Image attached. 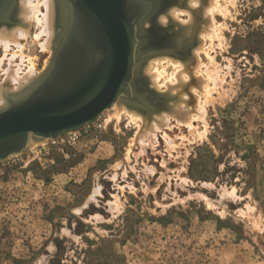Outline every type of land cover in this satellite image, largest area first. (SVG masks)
<instances>
[{
  "label": "rangeland",
  "instance_id": "1",
  "mask_svg": "<svg viewBox=\"0 0 264 264\" xmlns=\"http://www.w3.org/2000/svg\"><path fill=\"white\" fill-rule=\"evenodd\" d=\"M162 1L161 11L182 2ZM199 3L196 13L185 4L184 15L174 20L169 14L166 26L157 18L160 10L144 23L140 50L156 53L147 61L163 58L152 71L143 65L131 84L142 104L124 102V113L112 107L57 138L32 136L27 151L0 160V264H264V0H219L223 11L205 22L208 0ZM57 8L59 35L60 2ZM12 9L0 21L15 25ZM190 15L194 28L214 23L212 38L221 39H199L201 33L180 46L178 34ZM33 23L22 69L31 58L37 82L50 65L55 40L52 49H43L47 36L37 39L41 27ZM201 46L199 58L192 55ZM15 52L13 46L8 57ZM183 52L182 65H192L189 78L199 80L188 78L181 93L171 94L164 77L156 93L148 73L164 68L172 75L166 58H182ZM4 55L0 45V60ZM202 78L211 96L199 92ZM180 98L193 111L191 127L176 117L167 116V126L156 121L162 113L171 116L173 108L164 105H181Z\"/></svg>",
  "mask_w": 264,
  "mask_h": 264
},
{
  "label": "water",
  "instance_id": "2",
  "mask_svg": "<svg viewBox=\"0 0 264 264\" xmlns=\"http://www.w3.org/2000/svg\"><path fill=\"white\" fill-rule=\"evenodd\" d=\"M11 2L0 0V19L9 13ZM60 2L62 31L55 39L50 66L33 90L0 109V160L26 151L31 135L50 139L79 131L112 108L121 95L127 97L124 102L142 104L130 85L156 53L137 57L136 47L142 42L144 23L163 1Z\"/></svg>",
  "mask_w": 264,
  "mask_h": 264
},
{
  "label": "bare ground",
  "instance_id": "3",
  "mask_svg": "<svg viewBox=\"0 0 264 264\" xmlns=\"http://www.w3.org/2000/svg\"><path fill=\"white\" fill-rule=\"evenodd\" d=\"M9 1V0H8ZM13 2H12V4H11V7H10V11H9V13L8 14H11V8H13L12 10H13V13H12V16L15 18V22H17L15 25L14 24H11V20L10 21H8V20H3V21H0V45L4 48V51H5V55H4V58L2 59V60H0V67H1V65H2V63L5 61V59H8L7 60V63L9 64V68H7V70L5 71V79H4V81L3 82H0V109L1 108H4L7 104H8V102L11 100V99H16V98H19V97H22V96H24L25 94H27V93H29L31 90H33V88L38 84V82L43 78V76H44V74H43V76L36 82V76H37V74H35V68H34V63H32V61H31V58L29 59L28 58V60L26 61L28 64L26 65V67H27V70H25V71H23V67H24V65H25V61H24V59H25V57L23 56V49H24V47H25V40L27 41V36H28V34H29V31H30V27H31V24L33 23V22H35V23H37V25H38V27L40 26L41 27V32L39 33V34H37V36H36V38L37 39H39V37H41L42 35L43 36H47V38H46V40H45V42H43L42 43V48L43 49H47V50H49V49H52V47H53V43H54V38H55V36L57 35V31H56V25H57V23H56V19H57V15H58V12H57V10H58V2H60V0H12ZM202 2V1H201ZM226 2V1H225ZM14 3V4H13ZM61 3V2H60ZM194 3H195V7L197 6V4H199L200 5V3H199V0H194ZM185 4H187V7L190 9V12L192 11L193 13L195 12V11H193L194 10V7L193 6H190L189 5V3H188V0H182V2L180 3V4H177V6H175L174 4L173 5H169L170 7H164V9H162V11L160 10L157 14H160L159 15V17H157L158 18V20L160 21V18H161V16L162 15H165L166 17H167V19L171 16H173V19L174 20H176V17H177V14H183V13H185L186 11L184 10V11H182L180 8H184L185 7ZM202 4V3H201ZM207 7H203L204 8V11L202 12V14H201V16H202V20H204L203 22H205V17L207 18L206 20H208V18H210L211 16H214L213 15V13H216L217 11L219 12V11H221V5H220V3H219V0H208V4L206 5ZM198 7V6H197ZM41 8H43V10H41ZM67 9V6H64V10H66ZM189 9H188V11H189ZM224 9V8H223ZM226 9V8H225ZM224 9V10H225ZM171 10V11H170ZM227 10V9H226ZM225 10V11H226ZM223 11V10H222ZM221 11V12H222ZM224 11V12H225ZM191 12V13H192ZM217 12V13H218ZM220 12V13H221ZM67 13H68V10H67ZM168 13V14H167ZM196 13V12H195ZM216 13V14H217ZM156 14V15H157ZM170 14V16H168ZM222 14V13H221ZM225 14H228V13H225ZM69 15V14H68ZM184 15V14H183ZM223 15V14H222ZM61 16H64V13H62V15ZM66 16V15H65ZM3 18V16L1 17V19ZM190 22H189V24L187 25H183L184 27L182 28V30L180 29V31H179V36H178V38H177V41L180 43H178L180 46H181V44H182V40L184 39V38H186V37H193V36H196V38H198L197 36H199L200 35V37H201V33H203L204 34V36L203 37H201V38H199V39H204V37H206V38H209L210 40H214V39H216V37H217V35H214L215 37H213L212 38V36H213V34H215V30L217 29H215V25H214V23L212 24V23H208V25H211V26H208V28L204 25V23L202 22V26L200 27V26H196V28H194V26H195V23H193L192 22V20L194 19V17H193V19H192V17H191V15H190ZM0 19V20H1ZM212 19V22H214L213 20H214V18H211ZM150 20V18L149 19H147V21H149ZM179 20H181V19H179ZM196 20V19H195ZM5 21V22H4ZM146 21V22H147ZM168 21V20H167ZM194 21V20H193ZM179 22V21H178ZM185 23V22H184ZM34 24V23H33ZM179 24H180V22H179ZM147 25V24H146ZM178 26V25H177ZM58 27V26H57ZM206 27V28H205ZM218 27V26H217ZM202 30H204V31H202ZM60 31V30H59ZM202 31V32H201ZM138 31L136 30V33H137ZM220 32V31H219ZM200 33V34H199ZM138 34V33H137ZM202 34V35H203ZM218 35H219V33H218ZM58 36V35H57ZM57 38V37H56ZM220 37H217V39H219ZM221 39V38H220ZM42 40V39H41ZM197 40V39H196ZM205 40V39H204ZM203 42V41H202ZM177 43V42H176ZM204 43H202L201 45H203ZM197 45V44H196ZM195 45V46H196ZM16 47V48H18L19 49V51L20 52H18L19 53V55H18V53H13L12 55H11V57H8L9 55H8V53L11 51V48L12 47ZM199 47V46H198ZM203 50V46H201L199 49H194L193 50V52H192V55H195V54H197V57H198V54H199V52L200 51H202ZM182 52V51H181ZM52 53V52H51ZM201 53H203V51L201 52ZM173 54V53H172ZM177 54V53H176ZM181 54V56H183L182 58L178 55L177 57L176 56H174V55H171V56H169L168 55V57L169 58H166V62L168 61L169 63V65H171V66H173V68L175 69L174 71L175 72H173V74L171 75L170 74V76H168L167 77V75H165V74H168V73H166V71L164 70L163 71V69L160 71L159 69H154V71H153V73H148L149 75V77H150V81L149 82H151V85H152V87L153 88H151V89H154L155 91H156V93L157 92H159L160 93V91H159V88H161V86L159 85V82H160V80L163 78L164 79V77H165V81L163 80V82H164V84H162V85H164L166 88H168L167 90L168 91H171L170 93L172 94V91H173V93H174V90H175V92H177V94L178 93H181V92H178V91H180L181 90V88L180 87H182L183 88V85L185 86V84H188V83H186L187 81H188V78H189V71H191V73L190 74H192V69L191 70H188V66L189 65H191V63L187 66V65H185L184 66V64L182 65V63H183V61H182V63H181V61L180 60H185L184 58L186 57V55L187 54H185L184 52L183 53H180ZM135 55H138L137 57H142V55H143V51H141L140 50V48L137 46L136 47V54ZM156 56V55H155ZM17 57H19L20 58V65L19 64H16L15 65V63H14V60L17 58ZM195 57V56H194ZM160 58H163V57H160ZM159 57H153L152 59H150V61H146L145 63H144V66H147L146 68V70H149V71H152V68H153V66H152V63L154 62H157L158 63V61H159V59H160ZM165 58V57H164ZM171 58V59H170ZM199 58V57H198ZM209 58V57H208ZM33 60V59H32ZM165 59H163V61H164ZM195 60V59H194ZM196 61H197V58H196ZM198 61H200L199 59H198ZM22 62V63H21ZM49 62V61H48ZM48 62H47V64H48ZM157 63H155V66H156V64ZM162 63V59L160 60V64ZM193 63V62H192ZM196 63H198V62H196ZM196 63H195V65L194 66H196ZM46 64V63H45ZM47 64H46V66H47ZM167 64V63H166ZM159 65V64H158ZM157 65V66H158ZM162 65H163V63H162ZM200 65H202V64H200ZM50 66V65H49ZM161 66V65H160ZM192 66V65H191ZM193 66V70H195V72L198 70V68L199 67H197V69H196V67H194ZM199 66V65H198ZM164 67V66H163ZM166 68H167V66H166ZM200 68H201V66H200ZM45 72H46V70H45ZM194 75V74H193ZM201 75V74H200ZM208 75V74H207ZM39 77V76H38ZM37 77V78H38ZM148 77V78H149ZM191 77V76H190ZM194 77V76H193ZM193 77L192 78H189V79H193ZM195 78V77H194ZM197 79H198V76L196 77ZM195 78V79H196ZM212 78V77H211ZM206 79H208V78H206ZM199 80V79H198ZM201 80H203V78L202 79H200V81ZM200 81H198V82H200ZM205 81V82H204ZM203 82H204V84H203V82H202V84L201 85H199V86H201L200 88H201V90L199 91V92H201L202 93V91L203 92H205V94L209 91V89L207 90V88H205V84L207 85V84H209V83H206V82H208V81H206V80H204ZM33 82H36L35 84L33 83ZM193 82V81H192ZM213 82V81H212ZM31 83H33L32 84V86L31 87H29L25 92H22L23 90H25V88L27 87V86H30L31 85ZM191 83V82H190ZM197 83V82H196ZM195 83V84H196ZM192 84V83H191ZM194 83L192 84V85H195ZM131 87H132V85H130ZM163 86V87H164ZM187 87V86H186ZM188 87H190V86H188ZM185 88V87H184ZM191 88V87H190ZM192 89H194L195 91L196 90H198V88L197 87H192L191 88V91H192V93H193V90ZM203 89V90H202ZM131 90H132V88H131ZM188 91H189V88H188ZM195 91H194V94H196L195 93ZM125 92V91H124ZM129 92H131V91H129ZM198 92V93H199ZM169 93V94H170ZM183 93V92H182ZM184 93H185V91H184ZM183 93V94H184ZM189 93V92H188ZM162 94V93H161ZM171 94H170V96H171ZM183 94H181L179 97H181ZM193 94V95H194ZM208 94V93H207ZM159 95V94H158ZM185 96H187L186 95V93L184 94ZM189 95H191L190 93H189ZM192 95V96H193ZM203 95V94H202ZM157 96V95H156ZM185 96H184V99H186L185 98ZM197 96H199V95H197ZM204 96V95H203ZM208 96H211V92L208 94ZM163 97H169V95H167V96H163ZM194 97V96H193ZM125 98H127V97H125V95H121L120 97H119V99L116 101V103L113 105V108L115 107L116 108V106L118 107V108H120L121 109V111L119 110V109H117V110H119V113L121 114V112L123 111V110H125V109H123V105L125 104L124 103V99ZM188 98H189V96H188ZM196 97H194V99H195ZM199 98V97H198ZM163 100H164V98H162ZM167 99H169V98H167ZM181 99V98H180ZM206 99H207V97H206ZM187 100H189V99H187ZM186 100V101H187ZM198 100H200V99H198ZM205 100V99H204ZM181 101H182V99H181ZM185 101V100H184ZM136 102H139V101H136ZM135 102V103H136ZM183 102V101H182ZM181 102V103H182ZM194 102L196 103L197 102V104H198V101H196V100H194ZM205 102V101H204ZM203 101L202 102H200V103H202V105H203V103H204ZM163 103H165V101L163 102ZM137 104H139V103H137ZM136 104V105H137ZM180 103H178V104H176V105H178L177 107H176V105H172V103H170L169 105H171V106H169V105H164V109H166V111H170L172 108V110H173V113H172V115L170 116L169 114H166V116L165 115H163V113L161 114V117H156L155 119H156V121L158 120V122H161L162 121V123L164 122L165 123V120L167 119L166 117L168 116V117H176V119H177V121L178 122H181L182 120H184V122H185V120H186V122H187V125H189V127H191L190 126V124H191V121H192V119H193V116H192V109H191V107H189L188 106V104L187 103H185V102H183L181 105H179ZM133 105V104H132ZM114 108V109H115ZM136 108V107H135ZM197 108V107H196ZM202 107H200V108H198L197 110V117H200V115H202ZM133 110H137V108L136 109H133ZM158 110V109H157ZM171 110V111H172ZM194 110V109H193ZM127 111V110H126ZM140 111V110H139ZM132 112V111H131ZM131 112H128V115H130V117L129 118H131V116L132 117H137V114L134 112V113H131ZM117 113V112H116ZM118 113V115H119V117H120V114ZM122 113H124V112H122ZM195 113V112H194ZM193 113V114H194ZM204 114H205V112H204ZM203 114V115H204ZM140 117V116H139ZM197 117L195 118V119H197ZM203 117V116H202ZM202 117H200V119L202 118ZM138 118V117H137ZM136 118V119H137ZM141 118V117H140ZM205 118V117H204ZM139 119V118H138ZM138 119H137V121H138ZM131 120H132V118H131ZM135 120V119H134ZM141 120H144V119H141ZM168 120V119H167ZM179 120H181V121H179ZM194 120V119H193ZM140 121V120H139ZM135 122V121H134ZM184 122H181V124L182 123H184ZM185 122V123H186ZM200 122V121H199ZM146 123V122H145ZM144 123V124H145ZM163 123V125H165V126H167V124L166 123H168L167 121H166V123L164 124ZM147 124V123H146ZM152 124V126H153V123H151ZM150 124V125H151ZM160 124V123H159ZM180 124V123H179ZM142 126V125H141ZM154 126L156 127L157 125H155L154 124ZM159 126V125H158ZM160 126H162V125H160ZM144 128V127H143ZM146 128V127H145ZM149 128V127H148ZM205 128V127H204ZM144 130L142 129V132H143ZM146 131H148L147 129H146ZM152 131V130H151ZM150 131V132H151ZM155 131H157V130H155ZM140 133V132H139ZM144 133V132H143ZM143 133L142 134H140L139 136H141V137H144L143 136ZM155 133V132H154ZM202 137V136H201ZM141 140H142V138H140ZM144 139V138H143ZM34 140V138L32 137V135L29 137V140H28V145H27V148L29 147V145H30V143H31V141H33ZM44 140V139H43ZM33 143V142H32ZM37 144V143H36ZM36 144H34L33 143V145H31L32 147H34V146H36ZM31 146H30V148H29V150L31 149ZM26 151H27V149H26Z\"/></svg>",
  "mask_w": 264,
  "mask_h": 264
},
{
  "label": "clouds",
  "instance_id": "4",
  "mask_svg": "<svg viewBox=\"0 0 264 264\" xmlns=\"http://www.w3.org/2000/svg\"><path fill=\"white\" fill-rule=\"evenodd\" d=\"M188 3H189L190 6L195 7L194 0H188ZM160 22H161V26H166V24H167V17L165 15H162L161 18H160Z\"/></svg>",
  "mask_w": 264,
  "mask_h": 264
}]
</instances>
